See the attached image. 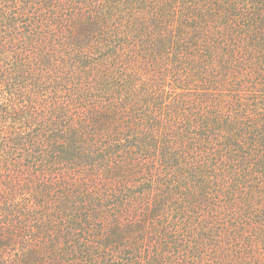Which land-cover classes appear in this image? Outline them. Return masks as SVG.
Listing matches in <instances>:
<instances>
[{
	"label": "trees",
	"instance_id": "16d2710c",
	"mask_svg": "<svg viewBox=\"0 0 264 264\" xmlns=\"http://www.w3.org/2000/svg\"><path fill=\"white\" fill-rule=\"evenodd\" d=\"M0 264H264V0H0Z\"/></svg>",
	"mask_w": 264,
	"mask_h": 264
}]
</instances>
